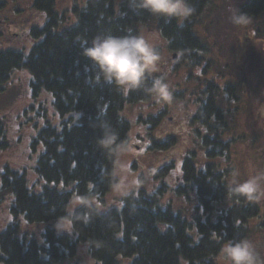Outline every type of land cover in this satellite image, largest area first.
<instances>
[{
	"label": "trees",
	"instance_id": "obj_1",
	"mask_svg": "<svg viewBox=\"0 0 264 264\" xmlns=\"http://www.w3.org/2000/svg\"><path fill=\"white\" fill-rule=\"evenodd\" d=\"M191 2L197 12L183 26L175 20L165 22L152 17L146 11H133L128 0H87L84 8L74 9L77 22L62 27L65 10L57 12L56 0H33L32 9L44 15L43 25H35L30 32L38 41L28 55L10 48L0 51V93L13 70L26 68L32 76L34 93L41 89L52 92L61 114L77 116L69 118L70 122L74 120L70 125L62 122L61 129L49 125L34 140L33 145L42 143L34 169L51 186L34 193L28 189L25 171L6 167L0 175L3 189L13 195V221L0 232V252L5 264H64L76 255L80 243L88 244L96 264H219L218 257L226 242L249 238L247 224L258 216V202L234 193L236 185L226 181L234 170L231 144L236 140L228 138L222 143L226 135L230 136V126L222 120L215 127L210 126L208 114L200 110L202 128L196 130V142L204 150L207 162L196 165V153L189 152L182 163L181 184L175 188L179 196H196L192 217L185 211L184 216L174 212L169 206L163 208L156 193L143 190L121 197L120 209H99L92 203H82L72 214L68 211L73 197L102 199L118 181V151L109 153L97 144L102 135L100 121L112 125L119 134L118 143L123 145L131 129L130 121L121 114L125 105L153 98L143 90L125 95L113 85L97 81L95 67L83 55L77 37L90 41L102 32L140 34L139 26L143 25L160 34L166 48L178 55L172 68L174 73L187 68L188 81L195 80L198 90L204 92V76L210 66L205 55L209 50L199 38L198 27L214 8L215 0ZM239 9L250 18H257L264 13V0H247ZM155 77L158 76L152 74L147 80L149 86ZM230 86L233 85L227 82V88ZM175 95L182 98L183 94L180 91ZM155 122L149 119V132ZM211 133H215L212 139ZM0 139L4 141L2 146L7 137L1 121ZM173 143L171 139L153 145L165 147ZM173 166L166 165L163 171L168 173ZM85 215L89 217L87 221L83 219ZM20 216L29 224L69 218L72 233L47 227L39 242L27 238L25 233L20 235Z\"/></svg>",
	"mask_w": 264,
	"mask_h": 264
},
{
	"label": "rangeland",
	"instance_id": "obj_2",
	"mask_svg": "<svg viewBox=\"0 0 264 264\" xmlns=\"http://www.w3.org/2000/svg\"><path fill=\"white\" fill-rule=\"evenodd\" d=\"M246 1L215 0L214 8L208 11L198 27V35L209 50L205 55L210 61L209 73L204 77L213 78L216 74L225 77L228 83L236 87L237 96L240 97L236 110L238 117L232 121L228 133L235 136L243 132L242 135L246 134V137H238L231 144L234 170L228 174L226 181L230 185H237L250 176L260 175L261 188L264 189V13L257 18H250V23L246 26H235L229 20L228 11L230 5L239 8ZM86 2L87 0H56L57 12L65 10L62 27L77 22L74 9L84 8ZM32 4L33 0H0V51L10 48L28 55L38 41L32 38L31 33L22 34L25 30L29 31V27L43 25L44 15L32 9ZM16 9L23 11L17 12ZM139 29L140 34L161 52L163 60L158 70L152 74L166 77L173 92V100L171 103L161 104L153 96L149 102L125 105L121 114L130 121L131 129L128 140L118 151L115 161L118 181L104 198L93 197L87 201L99 209H120L121 197L143 190L149 194L156 193L159 205L163 208L169 206L174 212H180L184 216L185 211L188 217H192L197 204L196 196L192 193L189 194L190 198L179 196L175 188L181 184V167L189 152L196 153V165L201 166L207 162L204 150L191 141V125L188 126L186 121L188 114L193 113V108L191 104L189 107L184 104H189L194 85L198 90L197 82L195 84L194 80L193 84V79L188 81L187 68H179L177 73L168 68L177 64L178 57L177 60L173 59L174 52L166 48V42L160 34L143 25ZM31 80L28 69L13 70L3 86L4 91L0 93V121L6 129L7 137L2 146L4 141L0 139V175L6 167L13 171H25L28 189L39 193L44 186L51 184L40 179L34 169L36 159L42 152V143L33 145L34 140L49 125L61 129L62 122H67L66 125L74 123L69 118L76 117L77 114H61L54 104L52 92L41 89L34 93ZM216 82L219 85L220 80L217 79ZM180 91L182 98L175 95ZM159 115L157 125L149 132V119ZM169 117L173 119L168 120ZM179 122L185 129L178 130L179 137L174 144L165 147L161 146L164 144L158 147L152 144L151 133L157 142L164 143L165 140H161L163 136L171 129H176ZM171 163L173 168L168 173L163 171V167ZM132 181L139 183L133 185ZM124 187H128L126 194ZM257 202L259 214L248 221V239L253 242L259 254V264H264V195ZM81 204V199L73 197L69 213L72 214ZM12 205V193L3 189L0 184V232L13 221L10 211ZM64 219L71 222L69 218ZM60 220L29 224L20 216V235L25 233L27 238L33 237L42 242V232L47 227L58 232L72 233L71 223L66 228L58 227ZM88 249L87 243H80L76 255L69 257L64 264H96ZM2 257L0 252V264H5ZM218 263L231 264V261L221 252Z\"/></svg>",
	"mask_w": 264,
	"mask_h": 264
},
{
	"label": "clouds",
	"instance_id": "obj_3",
	"mask_svg": "<svg viewBox=\"0 0 264 264\" xmlns=\"http://www.w3.org/2000/svg\"><path fill=\"white\" fill-rule=\"evenodd\" d=\"M128 3L133 11H146L150 16L165 22L175 20L179 26H183V23L189 21L197 12L191 0H128ZM228 11L229 20L233 25L246 26L250 23L249 15L239 8L230 5ZM77 39L81 40L83 55L95 67L97 81L102 80L113 85L125 95L143 90L145 94L154 96L158 103L172 102L173 92L165 76L155 77L150 86L147 84L152 73L158 70L163 57L143 34L114 35L102 32L90 41L87 38ZM99 127L102 135L97 141L98 146L109 153L119 151L123 145L118 143V132L106 120H101ZM260 180V175L250 176L243 183L237 184L233 191L248 201H258L264 195ZM138 183L139 181L131 182L133 185ZM123 190L126 194L128 187ZM81 202L88 204L86 199ZM83 219L87 221L89 217L85 215ZM70 223L67 219H61L58 227L66 228ZM221 252L231 264H259V254L253 242L247 238L231 240Z\"/></svg>",
	"mask_w": 264,
	"mask_h": 264
},
{
	"label": "flooded vegetation",
	"instance_id": "obj_4",
	"mask_svg": "<svg viewBox=\"0 0 264 264\" xmlns=\"http://www.w3.org/2000/svg\"><path fill=\"white\" fill-rule=\"evenodd\" d=\"M16 11L20 12L23 11L22 9H16ZM27 23V22H24ZM34 26H32L31 28L29 27V31H23L22 34H29L31 32V30L33 29ZM21 29V28H19ZM170 70H172L173 66L168 67ZM209 69V68H208ZM199 72V76L200 78L203 77L201 75V72ZM206 73L208 74L209 71L207 70ZM207 74L205 76H207ZM207 84L204 86L203 91H199L195 89V85H194V90L190 93L191 97L189 98L188 102L189 104H184L186 105V107H189L190 104L192 105L193 108V113L192 114H188V116L186 117V121H187V125L191 127L190 131H189V136L191 138V141H194L195 144H197V135H196V130H199V127L202 128L201 125V121H200V116H199V110L202 111L200 113H204V114H208V121L210 126H216L218 123V121L222 120L225 121L229 126H230V130H231V123L232 121H234L235 119H237L238 117V112L237 110V103L239 102L240 97L237 96L236 93V87L234 86H230L229 88H227V81L225 79V77L221 76V75H215V77H209V78H205ZM217 79L220 80L219 85L217 84ZM194 84V82H193ZM208 88V90H207ZM211 94H215L213 97H211ZM191 100V102H190ZM214 100V102L212 101ZM202 102H204V105L202 104ZM184 103V101H183ZM215 106V107H213ZM191 108V109H192ZM167 113V111H166ZM155 119V121L157 122L158 120H156V118H153V120ZM173 117H169L168 120H172ZM155 122V123H156ZM157 125V124H155ZM154 125V126H155ZM179 129H185V127L181 124V122H179L178 126L176 129H171V131H169L166 135H164L163 139L161 140H173L174 142H176L177 137H179L178 135V130ZM233 133V132H232ZM243 132H241V134H237V132L235 134L237 135H233L230 134V136H225L221 142L224 143L225 141L228 140V138L230 139H235L237 140V138H245L246 134H243ZM215 133H211L210 138L212 139V137H214ZM151 142L152 144L154 142H157L156 138L153 136L152 137V133H151ZM245 136V137H242ZM162 142V141H161ZM240 142V141H239ZM242 142V141H241ZM160 143V142H158ZM143 144V143H142ZM174 144V143H173Z\"/></svg>",
	"mask_w": 264,
	"mask_h": 264
},
{
	"label": "water",
	"instance_id": "obj_5",
	"mask_svg": "<svg viewBox=\"0 0 264 264\" xmlns=\"http://www.w3.org/2000/svg\"><path fill=\"white\" fill-rule=\"evenodd\" d=\"M177 57H178V56H177V54H176V53H175V54H173V59H174V60H177Z\"/></svg>",
	"mask_w": 264,
	"mask_h": 264
}]
</instances>
